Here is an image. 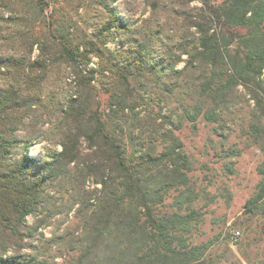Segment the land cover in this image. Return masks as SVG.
Instances as JSON below:
<instances>
[{
	"label": "trees",
	"instance_id": "trees-1",
	"mask_svg": "<svg viewBox=\"0 0 264 264\" xmlns=\"http://www.w3.org/2000/svg\"><path fill=\"white\" fill-rule=\"evenodd\" d=\"M95 1L108 18L74 40L72 22L45 15V0H0V264H55L64 242L80 250L69 264H214L205 259L213 240H191L201 215L191 193L180 190L172 211L162 210L169 190L189 185L190 162L168 98L180 86L177 75L193 69L200 89L179 105V117L194 122L203 111L219 118L216 109L226 108L238 84L264 115V0H152L150 25L164 12L165 25L179 30L161 51L119 15L116 0ZM36 24L48 26L42 37L33 33ZM155 31L154 38L164 34ZM119 32L130 44L126 54L103 46ZM93 53L96 67L89 66ZM56 59L73 72L75 92L52 107L41 88L47 61ZM95 81L108 84L103 106ZM43 137L59 149L43 145L30 154ZM263 192L247 200L249 209ZM70 213L73 229L35 235L43 222L60 217L61 224Z\"/></svg>",
	"mask_w": 264,
	"mask_h": 264
},
{
	"label": "rangeland",
	"instance_id": "rangeland-1",
	"mask_svg": "<svg viewBox=\"0 0 264 264\" xmlns=\"http://www.w3.org/2000/svg\"><path fill=\"white\" fill-rule=\"evenodd\" d=\"M166 2L161 0L162 4ZM45 3V15L72 22L73 26L69 27L68 33L74 40L85 31L91 34L94 26H100L101 22L108 18L105 9L95 0H45ZM151 3L152 0H116L113 5L119 15L132 23L137 33H146L152 40L153 48L161 51L166 46L167 37L176 39L179 30L174 26L165 25L167 19L164 12L158 15L159 20L150 25L148 18L152 15ZM189 3L201 5L199 0H191ZM8 15L6 12L5 16ZM47 27V24H36L33 33L42 37ZM155 29L164 32L160 39L153 37L156 36ZM190 31L194 29L191 28ZM126 39L122 32L112 33L103 46L114 54H126L127 48L130 47ZM38 54L39 45L34 44L31 58ZM182 58H186V55H182ZM98 61L96 53L90 54V67H96ZM46 64L41 91L53 107L58 101L75 92L74 75L67 64L57 59L48 60ZM183 65L184 63L179 62L176 68L179 69ZM196 75L197 72L193 69H187L177 75V85L180 86L175 87L173 94L168 98L169 107L177 112L174 119L179 120L178 127L173 131L182 141L183 151L190 162L187 172L189 185L188 190H184L183 186L169 190L170 195L166 197V206L162 210L172 211L168 204L180 190H183V193H191L187 199H192V206L201 213L197 228L191 233L192 243L213 240L206 251V260H211L214 264H264V194L250 209L246 204L250 197L264 190V115L255 107L245 87L238 84L232 89L226 108L216 109L219 118L216 116L217 119L208 120L203 116V111L194 122L187 117H179L182 113V107L179 105L197 99L200 85L195 79ZM94 85L103 106L107 98L104 87L108 84L102 86L99 81H95ZM181 85L189 95L181 91ZM182 96H185V101H181ZM154 108L156 111L157 107ZM139 109H143L142 106H139ZM164 113L166 112L162 111V114ZM42 129L48 133L51 126L44 123ZM39 141L30 147V154L41 152L43 145L50 149H59L48 137ZM161 148V143H156V151ZM93 186L87 182V187ZM184 211L178 209V212ZM59 219L60 217H54L43 222L38 226L35 235L38 236L39 232H42L44 237H50L52 232L63 233L67 226L72 229L75 227L76 218L72 213L66 221L64 218L61 224ZM27 220L29 224L33 222L31 216H28ZM79 235L80 231H74V236ZM33 243L38 244L36 238ZM60 246L62 254L53 260L55 264H69L80 252L78 247L68 250L70 244L66 242ZM23 251L27 252V249L22 248Z\"/></svg>",
	"mask_w": 264,
	"mask_h": 264
},
{
	"label": "built area",
	"instance_id": "built-area-1",
	"mask_svg": "<svg viewBox=\"0 0 264 264\" xmlns=\"http://www.w3.org/2000/svg\"><path fill=\"white\" fill-rule=\"evenodd\" d=\"M30 152V151H29Z\"/></svg>",
	"mask_w": 264,
	"mask_h": 264
}]
</instances>
